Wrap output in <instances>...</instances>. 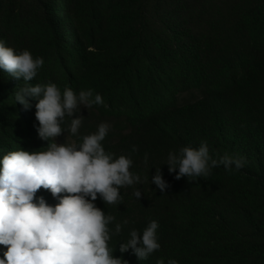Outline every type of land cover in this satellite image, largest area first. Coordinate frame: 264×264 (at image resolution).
Here are the masks:
<instances>
[{
    "label": "trees",
    "instance_id": "trees-1",
    "mask_svg": "<svg viewBox=\"0 0 264 264\" xmlns=\"http://www.w3.org/2000/svg\"><path fill=\"white\" fill-rule=\"evenodd\" d=\"M36 2L50 20L52 0ZM59 15L72 40L56 34L54 47L128 113L129 132L93 151L82 183L47 180L53 170L23 150L39 127L0 104V264H264V0H65ZM26 29L0 28V58ZM239 62L243 77L225 86ZM63 83L84 86L79 75ZM190 89L208 94L166 105ZM122 153L177 168L172 193L127 214L109 192L125 175ZM30 238L35 254L21 248Z\"/></svg>",
    "mask_w": 264,
    "mask_h": 264
},
{
    "label": "rangeland",
    "instance_id": "rangeland-1",
    "mask_svg": "<svg viewBox=\"0 0 264 264\" xmlns=\"http://www.w3.org/2000/svg\"><path fill=\"white\" fill-rule=\"evenodd\" d=\"M11 2L0 0V28L7 35L18 32V28H27V33L23 36V46L10 59L0 58V104L10 111L12 121H20L27 129L39 127L34 138L29 131L26 133L23 150H27L26 157L30 160L42 161L46 165L44 171L53 170L54 176L47 172V180L60 178L82 183L93 151L127 136L128 113L110 108L86 82L84 72L71 56L54 47L56 34L61 43L72 40L69 25L63 23L59 15L65 0H52L50 20L39 11L35 0L24 1L25 8L29 9L22 15L13 11ZM243 64L239 62L223 75L225 86L243 77ZM71 75H79L83 81L80 92L70 89V84L65 87L63 82H68ZM54 78L59 80L55 85L51 83ZM40 94H43L42 103L38 101ZM207 94V90L175 91L168 96L166 105L174 100L180 106L190 105ZM131 157L129 153H122L117 158L126 172L121 180L111 184L109 192L119 190L123 207L130 209L126 213L136 214L159 202L164 194L172 193V180L178 169L155 160ZM21 189L30 192L32 188ZM14 212H10L11 217ZM43 217L47 219L49 212ZM28 241L23 242L21 248L35 254L39 250L37 240L30 238Z\"/></svg>",
    "mask_w": 264,
    "mask_h": 264
}]
</instances>
